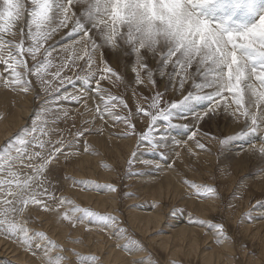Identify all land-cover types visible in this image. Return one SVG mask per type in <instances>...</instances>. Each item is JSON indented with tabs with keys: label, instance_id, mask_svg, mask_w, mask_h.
Returning <instances> with one entry per match:
<instances>
[{
	"label": "rangeland",
	"instance_id": "rangeland-1",
	"mask_svg": "<svg viewBox=\"0 0 264 264\" xmlns=\"http://www.w3.org/2000/svg\"><path fill=\"white\" fill-rule=\"evenodd\" d=\"M72 10L79 16L83 7L76 5ZM219 15L221 13H217V17ZM239 18L238 13L236 19ZM78 39V35L70 34L68 29L55 34L45 44L53 51V57L48 59L59 65L61 50ZM19 42V36L12 41L13 44ZM0 55L3 56L0 60V150L20 137L23 129H30L40 116L38 124H44L48 135L41 137L45 141L43 149L29 146L30 151L41 153V157L31 163H43L47 157L48 163L41 177L44 186L57 198L72 202L59 208L53 205L47 211L29 204L23 215L30 230L44 233L74 264H82L80 257L74 255L77 252L81 256H97L100 264L121 261L134 264L131 261L136 258L131 256L138 251L122 249L124 241H118L106 229L90 221L77 220L79 213L73 215L72 222L63 220L62 214L71 212L75 205L124 221L144 249L138 252L139 260L143 257L151 264H264V159L258 153L253 154L252 147L245 151L238 147L252 144L258 149L264 135H250L222 146L218 140L239 131L242 124L233 123V118L221 108L214 120L205 118L194 127V114L206 111L210 104L207 100H192L188 112L180 110L174 114L173 126L163 120L157 121L154 138L157 141L163 138L166 144L154 149L148 142L140 143L138 135L131 132L125 137L127 123L120 122L127 119L136 127L137 133L147 132L151 124L150 117H144V111L149 110L156 93L162 94L163 107L182 98L173 87H178L179 78L169 79L167 74L162 77L154 61L149 62L152 81L147 79V70H141L143 83H139L133 71L134 54L106 49L104 60L119 80L111 76L100 80L102 73L97 72L85 82L78 78L85 75L81 68L71 71L65 68L61 77L71 76L72 82L65 81L61 86L52 75L56 67L42 73L45 83L41 84L34 72L36 62L25 52L22 59L26 69L17 68L20 72L32 70L26 75L31 87L25 92L11 84L10 70L4 64L10 55H16V50L6 46ZM65 55L72 57L71 52ZM44 59L42 49L37 60ZM78 64L84 65V61H78ZM171 71L169 67L167 72ZM191 71H195V67ZM97 81L104 91H98ZM191 86L189 80L183 94L186 95ZM208 91L210 89H204V93ZM63 94L78 96L80 100L55 99ZM105 104L109 105L107 110ZM45 107L50 110L48 113H44ZM64 112L67 116L62 115ZM51 113H60L61 118L53 123L55 118ZM80 131H84V135L78 136ZM193 131L197 132L195 138L191 135ZM58 141L63 144V154L52 156L54 148L61 146ZM197 141L205 148L200 149ZM235 146L238 150H234ZM235 151L240 153L232 155ZM133 153L135 162L129 168L128 161L133 159ZM28 163L27 159L23 163L17 162L14 171L21 176L31 175L32 170L25 167ZM194 184L200 185L201 189L214 187L217 193L215 196L203 191L198 194L197 189L190 186ZM105 186H114L116 191ZM98 196L104 197L99 201ZM153 214L159 218L153 221ZM190 218L209 223L195 224ZM220 221L227 226V238L223 242L217 241L215 230L210 227ZM0 242L6 255V258L0 257V264H44L43 247L47 245L43 241L37 240L35 254L3 230H0Z\"/></svg>",
	"mask_w": 264,
	"mask_h": 264
},
{
	"label": "snow or ice",
	"instance_id": "snow-or-ice-1",
	"mask_svg": "<svg viewBox=\"0 0 264 264\" xmlns=\"http://www.w3.org/2000/svg\"><path fill=\"white\" fill-rule=\"evenodd\" d=\"M76 5L83 7L79 16L72 10ZM217 13H221L218 18ZM238 13L240 18L236 19ZM65 29L70 34L78 35L79 39L61 50V62L54 65L53 60L48 59L53 57V51L45 44ZM17 36L20 42L13 44ZM161 39L166 42L163 46L159 44ZM6 46L16 50L15 56L10 55L4 61L12 76L11 84L25 92L31 87L26 75H30L32 70L17 71V68L26 69V62L22 59L25 52L36 62L34 72L41 84L45 83L42 73L50 67H56L52 75L61 86L65 81L72 82L71 76L61 77L65 68L69 71L81 68L85 75L78 78L85 82L97 72L102 73L100 80L109 79V76L119 80L116 72L104 60L106 49L125 55L134 54L133 71L139 83H143L141 70H147V79L152 81L150 61L155 62L162 77L165 74L169 79L178 77V87H173L182 94L181 99L163 107L162 94L156 93L149 110H140L144 111L145 118L150 117L151 126L147 132L137 133L129 120L120 121L127 123L128 131L123 133L125 137L131 132L138 135L140 143L148 142L154 149L166 144L163 138L158 141L154 138L157 121L163 120L173 126L174 114L180 110L188 112L192 100H207L210 104L206 111L194 114V127L205 118L214 120L221 108L233 118V123L242 124L239 131L218 140L222 146L250 135H264V6H260L258 0H0V53L5 51ZM150 47L158 48V51L150 54ZM42 49L45 59L37 60V54H41ZM68 52L72 53L71 58L65 55ZM0 60H3L2 55ZM78 61H84V65L78 64ZM169 67L171 72H167ZM193 67L195 71H191ZM189 80L192 81L191 90L185 95V85ZM97 89L104 91L99 87V81ZM204 89L210 91L204 93ZM55 99L79 101L80 97L63 94ZM108 108L109 105L105 104V109ZM43 111L48 113L50 110L45 107ZM51 115L55 118L53 123L61 118L60 113ZM62 115L67 116V113ZM38 121L40 116L33 121L30 129H23L20 137L9 141L0 150V230L17 239L33 254L37 240L43 241L47 245L43 247L44 264H74L62 254L64 250L44 233L30 230L28 220L23 215L29 204L47 211L53 205L59 208L72 203L67 198H57L44 186L41 177L48 163L47 157L43 163H31L39 159L41 153L30 151L29 146L43 149L45 141L41 137L48 135L44 124H38ZM77 135H84V131ZM191 135L195 138L197 132L193 131ZM57 143L61 146L54 148L52 156L63 154L62 142ZM197 144L200 149L205 148L203 143L197 141ZM252 152L264 159V141H261L258 149L252 147ZM134 158L135 153L133 159L128 161L129 168L134 164ZM25 159L29 161L25 167L31 169L32 174L21 176L14 168L17 162L23 163ZM190 186L196 188L198 194L203 191L215 196L217 193L214 187L201 189L200 185ZM105 187L116 191L114 186ZM76 213L81 214L76 216L77 220L93 222L118 241H124L122 249L129 252L144 250L133 238L126 223L118 217L101 215L74 205L71 212H64L62 219L72 222ZM193 222L200 225L209 223L198 219H193ZM210 227L215 230L217 241L227 238L225 222L212 223ZM74 255L80 257L82 264H100L95 255L81 256L78 252ZM134 264H144V260L134 261Z\"/></svg>",
	"mask_w": 264,
	"mask_h": 264
},
{
	"label": "bare ground",
	"instance_id": "bare-ground-1",
	"mask_svg": "<svg viewBox=\"0 0 264 264\" xmlns=\"http://www.w3.org/2000/svg\"><path fill=\"white\" fill-rule=\"evenodd\" d=\"M260 3H262V4H260ZM258 4L260 5V6H264V0H258ZM220 16V15H219ZM216 18H218V17H216ZM21 127V126H20ZM12 135V134H11ZM253 142H255V141H252L251 143H253ZM258 143V142H257ZM259 145H260V143H258ZM238 147H239V150H240V148H243L244 149V151H245V149L247 148V149H250L251 147H253L252 146V144H251V146L249 145V146H247V145H245V146H241V145H238ZM237 147V148H238ZM258 147V146H257ZM234 148V150H238L237 148H236V146L235 147H233ZM241 151V150H240ZM233 152V151H232ZM240 152L239 151H235L234 153H231L232 155H237V154H239ZM87 156H89V155H87ZM86 156V157H87ZM89 158V157H88ZM81 163V162H80ZM79 163V164H80ZM87 164V163H86ZM88 165V164H87ZM85 167V166H84ZM87 167V166H86ZM58 184V183H57ZM46 186V185H45ZM55 186V185H54ZM95 194V193H94ZM97 195V194H96ZM77 197V196H76ZM101 197H104V196H98V198H99V201H101ZM96 200H97V198H96ZM91 201V200H90ZM95 201V200H94ZM96 202V201H95ZM91 203V202H90ZM100 203V202H99ZM96 204V203H95ZM101 204H102V202H101ZM100 205V204H99ZM104 205H105V203H104ZM48 213V212H47ZM63 215V214H62ZM157 215L156 214H153V221L155 220V218H159V217H156ZM160 216V215H159ZM162 216V215H161ZM149 217H151V216H149ZM34 219V218H33ZM49 220V219H48ZM151 220V219H150ZM157 220H159V219H156V221ZM52 223V222H51ZM56 223V222H55ZM72 224V223H71ZM66 225V224H65ZM80 225V224H79ZM147 225H148V223H147ZM151 225V224H150ZM82 225H80V227H81ZM84 226V225H83ZM82 226V227H83ZM149 227V226H148ZM56 228V227H55ZM182 228V227H181ZM180 228V229H181ZM179 229V228H178ZM177 229V230H178ZM67 231V230H66ZM64 234V233H63ZM214 234V233H213ZM101 235V234H100ZM169 238V237H168ZM167 239V238H166ZM179 239V238H178ZM189 239V238H188ZM190 240V239H189ZM222 242H223V240H222ZM222 242H221V244H222ZM1 243V242H0ZM41 243V242H40ZM180 243H181V241H180ZM225 244V243H224ZM226 245V244H225ZM174 246H176V245H174ZM223 246V245H222ZM1 247V246H0ZM181 247V246H180ZM100 248H103V247H100ZM99 248V249H100ZM8 249V248H7ZM37 249V248H36ZM228 249V248H227ZM178 250H180L179 248H178ZM5 250H3L2 248H0V257H2V258H4L5 256H4V254H5V252H4ZM14 251V250H13ZM100 252H102V250L100 251ZM134 252V251H133ZM139 252V251H138ZM138 252H136V254L135 253H133V255L131 256L132 258H133V256H134V260H135V258H136V261L138 260L139 261V256H138ZM11 253V252H10ZM63 254V253H62ZM101 254V253H100ZM107 254V253H106ZM115 254V253H114ZM122 254V253H121ZM131 254V253H130ZM141 254V253H140ZM205 254V253H204ZM12 255V254H11ZM15 255V253L13 254V256ZM63 255H67V254H63ZM110 255V254H109ZM113 255V254H112ZM116 255H117V253H116ZM122 257H123V255H121ZM129 256V255H128ZM129 256V257H130ZM67 257H68V255H67ZM110 257V256H109ZM108 257V258H109ZM117 257V256H116ZM206 257H208V255H206ZM6 258V257H5ZM9 258V257H8ZM12 259L14 258V257H11ZM15 258H16V256H15ZM14 258V259H15ZM118 258V257H117ZM126 258V257H125ZM39 259V258H38ZM142 259H144L143 257H142ZM210 258H208V260H209ZM10 260V259H9ZM119 260V259H118ZM117 260V261H118ZM122 260H123V258H122ZM132 259H130V261H131ZM216 260V259H215ZM110 261V260H109ZM214 261V260H213ZM1 262V261H0ZM10 262H11V260H10ZM131 262H134V261H131ZM21 263V262H20ZM24 263V262H23ZM22 263V264H23ZM11 264V263H10ZM65 264H66V262H65ZM110 264H133V263H129V262H113V263H110ZM144 264H151V262H148V260H144ZM216 264V263H215Z\"/></svg>",
	"mask_w": 264,
	"mask_h": 264
},
{
	"label": "clouds",
	"instance_id": "clouds-1",
	"mask_svg": "<svg viewBox=\"0 0 264 264\" xmlns=\"http://www.w3.org/2000/svg\"><path fill=\"white\" fill-rule=\"evenodd\" d=\"M165 40L164 39H161L160 41H159V44L161 45V46H163V45H165ZM148 51H149V53L151 54L152 52H154V51H158V48H152V47H150L149 49H148Z\"/></svg>",
	"mask_w": 264,
	"mask_h": 264
}]
</instances>
